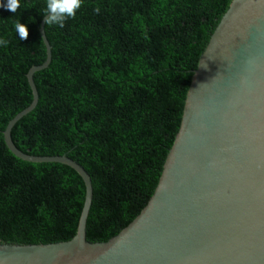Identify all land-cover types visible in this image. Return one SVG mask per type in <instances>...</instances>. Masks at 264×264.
<instances>
[{
	"label": "trees",
	"instance_id": "16d2710c",
	"mask_svg": "<svg viewBox=\"0 0 264 264\" xmlns=\"http://www.w3.org/2000/svg\"><path fill=\"white\" fill-rule=\"evenodd\" d=\"M19 3L16 13L0 6V39L7 41L0 45V243L68 242L85 201L82 179L58 163L19 160L2 135L32 103L27 74L46 61L39 31L46 0ZM230 3L81 0L63 28L45 23L51 63L34 74L38 104L11 138L25 154L67 156L88 173V242L117 236L153 195L193 72ZM16 22L28 28L26 40Z\"/></svg>",
	"mask_w": 264,
	"mask_h": 264
},
{
	"label": "water",
	"instance_id": "95a60500",
	"mask_svg": "<svg viewBox=\"0 0 264 264\" xmlns=\"http://www.w3.org/2000/svg\"><path fill=\"white\" fill-rule=\"evenodd\" d=\"M27 74L31 105L2 133L9 152L28 163L71 168L85 185L76 235L68 242L0 243V264H264V0H231L199 58L179 130L156 189L140 214L105 243L86 238L92 205L90 176L76 162L21 152L11 131L37 106L34 74Z\"/></svg>",
	"mask_w": 264,
	"mask_h": 264
},
{
	"label": "clouds",
	"instance_id": "9594fccd",
	"mask_svg": "<svg viewBox=\"0 0 264 264\" xmlns=\"http://www.w3.org/2000/svg\"><path fill=\"white\" fill-rule=\"evenodd\" d=\"M6 7L7 10L16 13L17 9L20 8L19 0H7L6 5H0ZM81 7V0H46V7L44 9V15L47 17L46 25H56L60 28L64 27V23L69 18H74L76 11ZM96 14H99L100 9L96 7L94 9ZM16 33L22 40H26L29 36L28 28L16 22L14 24ZM0 45L7 46V41L0 39Z\"/></svg>",
	"mask_w": 264,
	"mask_h": 264
}]
</instances>
